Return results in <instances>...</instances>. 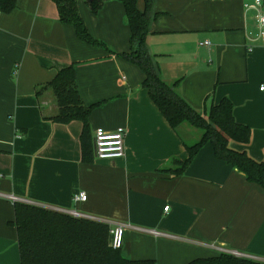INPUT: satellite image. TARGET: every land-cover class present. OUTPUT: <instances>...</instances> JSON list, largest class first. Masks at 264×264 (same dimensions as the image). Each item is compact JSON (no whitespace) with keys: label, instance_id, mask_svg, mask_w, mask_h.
<instances>
[{"label":"crops","instance_id":"obj_1","mask_svg":"<svg viewBox=\"0 0 264 264\" xmlns=\"http://www.w3.org/2000/svg\"><path fill=\"white\" fill-rule=\"evenodd\" d=\"M254 1L155 0L160 16L147 44L162 79L177 83L178 94L196 111L230 99L235 120L252 130L248 145L232 147L262 161L264 43L248 40L255 11L244 9ZM78 7L89 33L105 47L80 40L73 26L61 22L52 0H18L0 16V264H21L15 202L8 195L127 225L120 251L128 260L189 264L223 249L264 262V188L218 159L211 143L182 175L165 172L174 159L188 157L194 127L173 129L142 87L143 71L122 56L130 50L123 3L108 0L97 14L85 0ZM206 41L209 46L201 45ZM71 65L82 102L97 104L87 158L83 123L49 120L58 108L52 92L42 89ZM98 128L126 130L123 158H96ZM81 192L87 201L75 203Z\"/></svg>","mask_w":264,"mask_h":264},{"label":"trees","instance_id":"obj_2","mask_svg":"<svg viewBox=\"0 0 264 264\" xmlns=\"http://www.w3.org/2000/svg\"><path fill=\"white\" fill-rule=\"evenodd\" d=\"M18 0H0V11L11 13ZM59 12L61 22L73 26L77 37L92 46L105 47L95 39L79 13V0H52ZM108 0H85L97 14ZM123 3L130 28V50L124 58L138 65L145 78L146 88L152 100L173 129L183 124L202 130L201 139L187 147L185 160L174 159L165 172L182 175L199 151L211 143L215 156L233 166L245 175L250 183L264 188V160L257 161L245 150L232 147L233 143L246 146L251 142L252 130L240 124L234 117V105L228 98L219 103L212 102L204 112H198L182 98L175 84L166 83L160 73V66L147 44L150 26L160 13L156 12L155 0H144V8L138 7V0H118ZM49 89L58 108L52 122L68 124L83 123V156H91L87 147L89 119L97 104L86 106L82 102L76 84L75 66L59 70L54 79L42 88ZM41 89V90H42ZM13 225L18 234L21 264H155L153 260H128L120 249L110 246V226L103 222L74 218L68 214L41 206L16 202ZM189 264H264L246 257L221 253L219 256L196 259Z\"/></svg>","mask_w":264,"mask_h":264},{"label":"built area","instance_id":"obj_3","mask_svg":"<svg viewBox=\"0 0 264 264\" xmlns=\"http://www.w3.org/2000/svg\"><path fill=\"white\" fill-rule=\"evenodd\" d=\"M244 9L247 13L250 10L255 11V16H254L255 32L253 31L247 32L248 40L251 42V44L260 42V41L264 43V0H255L253 4H245ZM1 14L2 12L0 11V16ZM201 45L209 46L210 42L206 41V42H203ZM250 50H251V46H250ZM261 90L264 91V86L261 87ZM94 135H95V138H94L95 155L98 160H117L125 156V143L124 142H125L126 130L124 128H118L115 131H107L103 128H98L95 130ZM6 197L15 203L21 201L20 199L12 195H8ZM87 199H88L87 194L85 192H81L74 196L73 201L75 203H83V202H86ZM168 209L169 207L167 206L164 208V211H168ZM55 211L68 214L74 218L89 219V220L103 222L105 224H108L111 227L110 242H109L110 246L115 250L122 249L124 245L125 230L127 228V225L120 224V223L111 225L108 222L102 221L100 219L85 216L84 214L77 212L75 210H70V211L55 210ZM145 232L155 237H167L168 236L167 234H164L162 232H158L155 230H146ZM221 251L222 253L231 254L236 257H245L238 252H230V251L223 250V249Z\"/></svg>","mask_w":264,"mask_h":264},{"label":"rangeland","instance_id":"obj_4","mask_svg":"<svg viewBox=\"0 0 264 264\" xmlns=\"http://www.w3.org/2000/svg\"><path fill=\"white\" fill-rule=\"evenodd\" d=\"M54 104L56 105L55 102H54ZM193 130L194 131H193V134H192V138L189 141V143H193L192 145H194L195 143H197L201 139V136H202V133H203L201 129L193 128ZM184 135L186 137H188L186 134H184ZM192 139H194L193 142H192Z\"/></svg>","mask_w":264,"mask_h":264}]
</instances>
